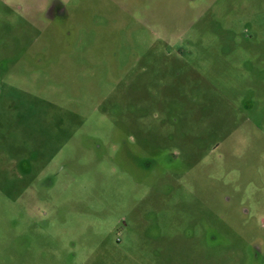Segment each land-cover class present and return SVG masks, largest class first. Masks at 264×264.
Wrapping results in <instances>:
<instances>
[{
    "label": "rangeland",
    "instance_id": "374dc122",
    "mask_svg": "<svg viewBox=\"0 0 264 264\" xmlns=\"http://www.w3.org/2000/svg\"><path fill=\"white\" fill-rule=\"evenodd\" d=\"M0 264H264V0H0Z\"/></svg>",
    "mask_w": 264,
    "mask_h": 264
}]
</instances>
